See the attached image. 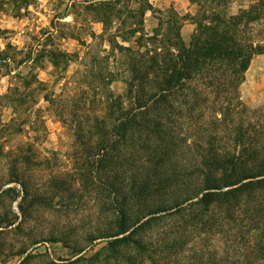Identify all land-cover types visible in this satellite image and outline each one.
<instances>
[{
  "label": "rangeland",
  "instance_id": "1",
  "mask_svg": "<svg viewBox=\"0 0 264 264\" xmlns=\"http://www.w3.org/2000/svg\"><path fill=\"white\" fill-rule=\"evenodd\" d=\"M257 1L221 0L204 10L226 17L231 11L237 14L239 4L248 9ZM132 7L137 6L131 0H0V55H7L0 62V116L5 106L12 109L9 121L0 118V221L15 218L7 228L0 225V264H22L27 255L31 258L23 264H46L48 259L57 264H264V232L259 230L264 203L245 201L234 214L214 209L194 221L188 216L162 218L159 212L149 222L143 215L148 206L167 205L181 188L176 183L172 195L162 190L138 195L134 178L151 167L136 139L135 147L120 145L110 164L100 160L97 126L104 120L110 127L111 117L102 89L88 72L121 73L110 43L123 34L128 37L129 20L121 22ZM256 16L251 32L264 47V14ZM99 20L108 29L104 36ZM20 60L23 64L17 65ZM125 88L119 80L110 85L117 97H125ZM122 104L130 106L124 99ZM196 125L190 126L193 134L197 129L212 132ZM183 128L177 129L180 137ZM176 147L173 159L181 162L186 153L180 142ZM165 163L164 158L157 165L158 174L166 171ZM106 181L120 195L117 206L126 212V224L139 220L125 234L134 232L142 250L133 244L110 248L115 237L97 238L116 231ZM6 189L10 191L1 194ZM22 249L26 251L19 254Z\"/></svg>",
  "mask_w": 264,
  "mask_h": 264
},
{
  "label": "trees",
  "instance_id": "2",
  "mask_svg": "<svg viewBox=\"0 0 264 264\" xmlns=\"http://www.w3.org/2000/svg\"><path fill=\"white\" fill-rule=\"evenodd\" d=\"M220 1L209 0V7ZM142 3L135 13L127 11V20L121 22L124 24L131 19L128 37L123 34L119 40L113 39L110 43L112 50L118 53L115 64L122 68L121 73L88 72V78L102 89L111 117L110 127L104 120L97 126L100 133L96 145L101 152L100 160L104 165L110 164L120 145L132 146L136 139L145 163L156 170L150 172L149 168L151 174L146 172V175L134 178L133 186L136 183L138 195L153 196L160 190L172 195L176 183V188H181L179 197L168 201L167 205L148 206L143 215L148 216L149 222L154 221V215L159 212H162V218L188 216L194 221L215 210L223 215L234 214L245 201L251 200L253 205L264 203V107L249 109L242 103L239 92L252 56L264 54L263 42L251 32L259 19L256 15L264 14V0L226 17L214 9L207 13L203 0H199V12L194 17L196 28L187 45L180 37L179 24L174 17L169 19L163 32L160 25L151 35L146 33L142 13L148 5ZM111 12L112 8L109 15ZM133 24L135 27L131 28ZM107 31L105 26L100 36ZM50 54L53 65H57L56 53ZM60 56L64 57L63 54ZM6 58L7 55H0V62ZM23 60L17 65H22ZM117 80L125 84L124 98L113 96L110 91L111 83ZM123 99L130 103L126 109ZM194 124L212 132L200 134L197 129L193 134L190 126ZM176 125L179 128L186 126L181 137ZM190 138L194 139L188 143ZM177 142L186 153L181 161L183 165L173 159ZM164 158L166 171L158 174L157 165ZM105 185L112 195L116 231L97 238L115 237L108 244L110 248L116 244H133L142 250L144 247L133 238L134 232L125 234L139 220L130 226L126 224V212L117 206L120 195L116 187L108 181ZM7 191L10 189L2 190L1 194ZM14 219L0 221V225L4 223L2 228H7ZM139 226L134 229H140ZM259 230L264 232V222ZM120 235L124 236L119 238ZM22 250L18 253L24 254L26 249ZM80 252L78 249L76 253ZM29 258L27 255L22 264ZM45 262L57 264L49 259Z\"/></svg>",
  "mask_w": 264,
  "mask_h": 264
},
{
  "label": "crops",
  "instance_id": "3",
  "mask_svg": "<svg viewBox=\"0 0 264 264\" xmlns=\"http://www.w3.org/2000/svg\"><path fill=\"white\" fill-rule=\"evenodd\" d=\"M137 0H131L135 3L137 7L129 8L133 13H135L139 5ZM146 3L148 7L143 10L142 13V26L146 33L151 35L157 27L160 25L162 29L167 28L169 19L171 17L179 24V34L182 41L187 45L193 32L196 28V23L194 17L197 16L199 9L194 11V7H198L199 0H141ZM203 5L208 9L210 6L209 0L205 2L203 0ZM246 7V5L239 4L236 10ZM206 9V10H207ZM232 9V8H231ZM233 10V9H232ZM207 13L209 12L206 11ZM229 15H235L234 11H231ZM131 19H129V22ZM97 25L101 26V31L104 29L103 21H97ZM135 24L131 26L134 28ZM127 44V43H124ZM6 88V87H3ZM240 97L244 99L247 107L256 108L264 104V54H257L252 56L248 68L244 74V80L239 87ZM12 109L11 107L3 108V115L5 120L9 121L11 119Z\"/></svg>",
  "mask_w": 264,
  "mask_h": 264
}]
</instances>
